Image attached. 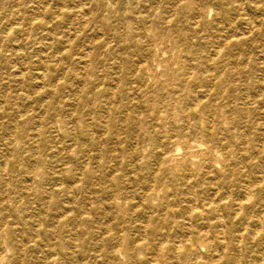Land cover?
Here are the masks:
<instances>
[{
	"label": "rangeland",
	"instance_id": "374dc122",
	"mask_svg": "<svg viewBox=\"0 0 264 264\" xmlns=\"http://www.w3.org/2000/svg\"><path fill=\"white\" fill-rule=\"evenodd\" d=\"M263 259L264 0H0V264Z\"/></svg>",
	"mask_w": 264,
	"mask_h": 264
},
{
	"label": "bare ground",
	"instance_id": "6f19581e",
	"mask_svg": "<svg viewBox=\"0 0 264 264\" xmlns=\"http://www.w3.org/2000/svg\"><path fill=\"white\" fill-rule=\"evenodd\" d=\"M83 1V0H82ZM135 20V19H134ZM134 22V21H133ZM194 107H197V106H194ZM194 107H193V109H194ZM181 108V107H180ZM194 110H196V109H194ZM182 112V111H181ZM189 112V111H188ZM183 113V112H182ZM199 115V114H198ZM222 116V115H221ZM250 190V189H249ZM251 191V190H250ZM252 193V192H251ZM247 195H248V193H246ZM249 197V196H248ZM240 210H242V209H240ZM225 224V223H224ZM189 237H191V235H189ZM178 245V244H177ZM239 245V244H238ZM240 246V245H239ZM177 247V246H176ZM155 248V247H154ZM179 248V247H178ZM181 248V247H180ZM240 248V247H239ZM179 250V249H178ZM177 253V252H176ZM178 254V253H177ZM176 254V255H177ZM179 261V260H178ZM263 261H264V259H263ZM262 261V262H263Z\"/></svg>",
	"mask_w": 264,
	"mask_h": 264
}]
</instances>
